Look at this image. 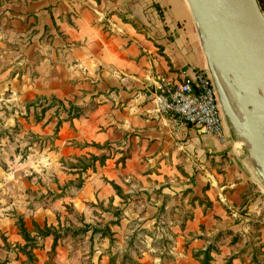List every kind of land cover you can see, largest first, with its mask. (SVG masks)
<instances>
[{
	"label": "crops",
	"instance_id": "1",
	"mask_svg": "<svg viewBox=\"0 0 264 264\" xmlns=\"http://www.w3.org/2000/svg\"><path fill=\"white\" fill-rule=\"evenodd\" d=\"M9 41L33 73V102L67 107L55 144L107 156L81 172V186L57 188L34 215L38 225L71 227L68 206L91 226L96 261L107 263L139 236L142 263L199 264L193 252L226 229L264 252V188L221 109L222 137L154 110L160 79L208 72L185 0H0L1 54ZM49 110L37 122L46 134ZM79 170L61 171L59 183ZM104 226L112 241L92 233ZM239 244H219L210 263L227 254L232 264L252 263L236 256Z\"/></svg>",
	"mask_w": 264,
	"mask_h": 264
},
{
	"label": "rangeland",
	"instance_id": "2",
	"mask_svg": "<svg viewBox=\"0 0 264 264\" xmlns=\"http://www.w3.org/2000/svg\"><path fill=\"white\" fill-rule=\"evenodd\" d=\"M260 6L264 7L261 3ZM15 46L14 41L7 42L8 52L3 54L0 46V264H146L140 262L144 256L139 236L131 249L120 248L108 263L96 261V251L90 247V239L86 237L88 233L79 230L85 225L79 214L68 206L71 227L66 224L54 227L57 233L55 245L53 240L50 241L54 239L53 235H49V239L40 235L46 225H38L34 215L54 198L57 188L70 190L78 187L82 182L81 172L87 165H91L88 168L93 167L94 163L92 154L62 151L55 144L54 132L61 123L62 111L67 107H62L54 99L42 100L39 104L33 102L28 85L33 73L27 70L29 65L22 62V50ZM49 108L52 133L46 134L43 132L45 128L37 122ZM70 168L80 169L79 176L70 183L60 184L61 171ZM20 219L29 240L20 234ZM108 237L112 241L110 234ZM209 238V252L217 250V246L226 241L231 244L240 242L236 256H247L252 262L250 264H264L261 246L243 245L242 242L252 239L240 236L239 232L234 234L226 229L211 234ZM24 251L30 252L31 256ZM203 251H194L192 255L199 264L204 258ZM228 257V254L224 257L223 264H229L231 258Z\"/></svg>",
	"mask_w": 264,
	"mask_h": 264
},
{
	"label": "water",
	"instance_id": "3",
	"mask_svg": "<svg viewBox=\"0 0 264 264\" xmlns=\"http://www.w3.org/2000/svg\"><path fill=\"white\" fill-rule=\"evenodd\" d=\"M223 117L237 142L238 133L223 105L212 64L223 71L251 127L264 164V12L258 0H185ZM238 147V146H237ZM243 151L264 188V173Z\"/></svg>",
	"mask_w": 264,
	"mask_h": 264
},
{
	"label": "built area",
	"instance_id": "4",
	"mask_svg": "<svg viewBox=\"0 0 264 264\" xmlns=\"http://www.w3.org/2000/svg\"><path fill=\"white\" fill-rule=\"evenodd\" d=\"M152 101L158 114L222 137L220 106L208 72L197 70L176 83L160 79Z\"/></svg>",
	"mask_w": 264,
	"mask_h": 264
},
{
	"label": "bare ground",
	"instance_id": "5",
	"mask_svg": "<svg viewBox=\"0 0 264 264\" xmlns=\"http://www.w3.org/2000/svg\"><path fill=\"white\" fill-rule=\"evenodd\" d=\"M212 67L221 101L231 117L233 125L238 133L239 141L243 146L251 150L250 155L256 168L261 173H264V164L253 139L250 123L221 68L215 62H213Z\"/></svg>",
	"mask_w": 264,
	"mask_h": 264
},
{
	"label": "trees",
	"instance_id": "6",
	"mask_svg": "<svg viewBox=\"0 0 264 264\" xmlns=\"http://www.w3.org/2000/svg\"><path fill=\"white\" fill-rule=\"evenodd\" d=\"M107 156L106 155H101V156H96V155H92V158H91V161L94 163L96 161H98L100 164L104 162L105 158ZM125 158V157H124ZM92 163V164H93ZM89 166L91 165H87L85 168H88ZM81 186V183L78 185V187ZM18 228L20 230V234L22 235V237L25 239V240H29V235H28V232L23 224V221L20 219L19 223H18ZM91 226L90 225H85L84 229H79L81 230L82 232H87L88 230H90ZM78 230V229H76ZM96 232H101L102 235H108L110 234V231L108 229L107 226H104V228H98V227H92V233H96ZM41 236H49V235H53V246L55 245L56 243V238H57V233L54 229V227H47L45 226L44 229H42L41 231ZM33 247H35V245H33ZM24 253L27 255V256H31V253L30 252H25ZM203 254H204V258L200 261V264H211L210 263V260H211V256H210V252H209V248H206L204 251H203ZM229 264H231V260H229L228 262Z\"/></svg>",
	"mask_w": 264,
	"mask_h": 264
}]
</instances>
